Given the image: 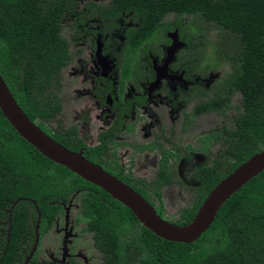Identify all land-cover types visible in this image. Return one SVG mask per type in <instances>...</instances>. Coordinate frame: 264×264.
<instances>
[{"label":"trees","instance_id":"1","mask_svg":"<svg viewBox=\"0 0 264 264\" xmlns=\"http://www.w3.org/2000/svg\"><path fill=\"white\" fill-rule=\"evenodd\" d=\"M71 4L72 0H0V76L30 121L77 152L68 138L52 135L45 125L59 111L53 90L68 54L60 23ZM117 4L143 19L139 33L128 32L134 46L146 42L163 18L172 14L214 24L238 51L233 84L242 95L244 110L235 117L234 129L225 131L220 159L195 177L199 184L192 205L169 221L184 226L220 181L264 150V0H120ZM174 25L181 26L176 21L164 27L172 30ZM217 102L222 104L220 99ZM86 151L85 159L98 164L96 153ZM111 174L131 185L117 170ZM131 188L148 200L144 190ZM77 190H81L84 231L92 236L100 264H264V171L221 206L197 241L169 242L140 225L129 209L102 189L41 155L0 111V264H56L41 262L37 253L25 260L34 246L37 220L42 235L60 210L55 203L66 202ZM156 213L161 216V205Z\"/></svg>","mask_w":264,"mask_h":264},{"label":"flooded vegetation","instance_id":"2","mask_svg":"<svg viewBox=\"0 0 264 264\" xmlns=\"http://www.w3.org/2000/svg\"><path fill=\"white\" fill-rule=\"evenodd\" d=\"M119 1L72 0L70 13L60 23L68 54L53 90L59 111L45 125L52 135L68 138L78 149L75 153L83 155L91 149L96 153L95 165L110 175L117 170L131 187L144 190L145 201L155 211L162 206L161 218L162 196L166 189L174 195L176 177L180 187L175 193L180 196L181 190H187L192 197L188 206L179 209V217L196 197L195 177L220 159L225 131L234 129L235 117L244 110L242 95L233 84L238 51L224 41L226 33L217 35L226 47L213 44L212 34L192 29L187 16L172 14L163 18L146 42L134 46L128 32L139 33L143 19L132 10H120ZM176 21L179 28L166 30L164 25ZM80 195L77 190L66 202L55 203L60 210L42 235L37 220L32 250L35 247L41 262L89 263L87 250L76 243L83 237L80 232L89 234L85 223L75 230L85 222ZM45 236L57 247L43 248L46 258H40L38 249Z\"/></svg>","mask_w":264,"mask_h":264},{"label":"water","instance_id":"3","mask_svg":"<svg viewBox=\"0 0 264 264\" xmlns=\"http://www.w3.org/2000/svg\"><path fill=\"white\" fill-rule=\"evenodd\" d=\"M0 111L18 135L41 155L58 165L64 166L84 181L102 189L112 199L129 209L140 225L155 236L169 242L190 244L197 241L210 227L221 206L246 183L264 171L263 150L253 155L220 181L205 198L190 223L178 226L161 218L138 193L116 177L105 172L98 165L86 160L82 153L70 151L41 131L23 113L1 76ZM38 215L40 214L38 213ZM71 230L72 228L67 234H70ZM34 251L35 247L25 263L29 262Z\"/></svg>","mask_w":264,"mask_h":264},{"label":"rangeland","instance_id":"4","mask_svg":"<svg viewBox=\"0 0 264 264\" xmlns=\"http://www.w3.org/2000/svg\"><path fill=\"white\" fill-rule=\"evenodd\" d=\"M188 26L192 27V29L195 28V30L197 28H203V30H205L206 33H208L210 35L212 34L211 39L209 40L211 43L215 44V43L219 42V44L222 46L221 43H223L222 42L223 37L218 38L217 35H219L220 33L223 34V32H221V31L219 32L218 28L214 24L206 23L200 18L198 19V18H192L191 17L188 20ZM223 44H225V47H226V43H223ZM209 49L211 51L212 48H209ZM222 66L224 67V65H222ZM222 66H220V68ZM226 72L227 71H225L224 73H226ZM65 80H67V79H65ZM221 80H223V78H221ZM71 104L73 105V103H71ZM67 105H70V103H67ZM67 114L70 115L71 112H67ZM172 182L174 183L173 185H175L174 190L176 192H178L179 187H180L178 179L176 177H174L172 179ZM166 190L164 191V195L162 196V201L164 204L163 216H164L166 221H175V220H177V217L179 215V209L183 208L184 206H188L192 201V199H191L192 197L189 195V191H187V190L186 191L181 190L182 195H180V196H178L177 193H175V191H174V195L172 196L171 193H167L168 191H166ZM182 198H184V199H182ZM75 213L78 216V211H75ZM81 223L82 224L80 226H77L75 228V230L77 232H78V229H80L81 227H84L85 222L82 221ZM79 234H83V237L81 236L79 239L80 242L76 241V243H78V244L80 243L78 247H83V248H85V250H87L86 256L89 259L88 264H100L101 263V255L94 248H92V246H91L92 243H91L89 234H84L83 232H80ZM84 238H86V241H83ZM45 239L46 240L43 242V245L41 247H39V249H38V257H40V258H46V254L43 252V248H47L48 246L51 248V246L53 247V244L55 245L53 240L50 239V236H45ZM58 240H59L58 236L54 237L55 242ZM56 247L57 246L55 245V247H53V248H56ZM77 261H79V259H77ZM79 263L82 264V262H79Z\"/></svg>","mask_w":264,"mask_h":264}]
</instances>
